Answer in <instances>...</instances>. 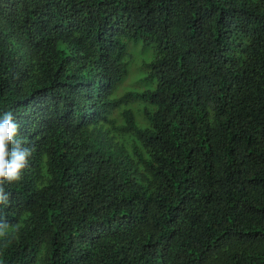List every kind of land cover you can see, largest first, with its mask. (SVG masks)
Listing matches in <instances>:
<instances>
[{"label": "trees", "instance_id": "trees-1", "mask_svg": "<svg viewBox=\"0 0 264 264\" xmlns=\"http://www.w3.org/2000/svg\"><path fill=\"white\" fill-rule=\"evenodd\" d=\"M6 112L0 264H264V0H0Z\"/></svg>", "mask_w": 264, "mask_h": 264}, {"label": "clouds", "instance_id": "clouds-1", "mask_svg": "<svg viewBox=\"0 0 264 264\" xmlns=\"http://www.w3.org/2000/svg\"><path fill=\"white\" fill-rule=\"evenodd\" d=\"M19 124L11 112L0 116V191L5 181L9 183L22 178L33 149L24 146L27 142L18 138Z\"/></svg>", "mask_w": 264, "mask_h": 264}, {"label": "rangeland", "instance_id": "rangeland-1", "mask_svg": "<svg viewBox=\"0 0 264 264\" xmlns=\"http://www.w3.org/2000/svg\"><path fill=\"white\" fill-rule=\"evenodd\" d=\"M140 63H141V61L139 60V58L135 57L134 64L140 65ZM139 77H140V72L136 69L135 66H133V67L131 66L130 72H129L127 78L125 79L124 83L122 84V87L144 85L143 82L139 81Z\"/></svg>", "mask_w": 264, "mask_h": 264}]
</instances>
